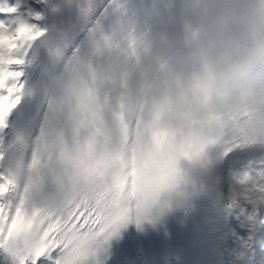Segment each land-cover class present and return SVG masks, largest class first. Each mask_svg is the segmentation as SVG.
<instances>
[{
	"label": "snow or ice",
	"instance_id": "snow-or-ice-1",
	"mask_svg": "<svg viewBox=\"0 0 264 264\" xmlns=\"http://www.w3.org/2000/svg\"><path fill=\"white\" fill-rule=\"evenodd\" d=\"M50 16L57 22L48 24ZM126 16L122 0H0V264H99L121 227L162 214L156 209L163 195L185 182L178 154L149 181L147 162L137 164L134 151L130 159L113 152L139 130L125 69L137 36ZM66 97L81 101L74 127ZM93 101L102 117L88 113ZM183 155L219 165L227 206L249 229L237 237V260L257 264L264 151L241 140L215 159ZM56 192L63 193L60 204L45 207ZM186 199L180 193L176 202Z\"/></svg>",
	"mask_w": 264,
	"mask_h": 264
},
{
	"label": "clouds",
	"instance_id": "clouds-1",
	"mask_svg": "<svg viewBox=\"0 0 264 264\" xmlns=\"http://www.w3.org/2000/svg\"><path fill=\"white\" fill-rule=\"evenodd\" d=\"M125 22L137 36L125 69L135 89L129 104L139 130L128 144L114 147V154L130 159L134 151L137 164L147 162L149 181L165 170L169 155L180 156L185 182L163 195L157 212L176 203L180 193L186 200L196 195L228 202L209 176L219 165L183 154L204 152L215 159L229 142L241 140L264 151V0H177L146 9L142 18L127 10ZM66 102L74 127L81 101ZM85 107L102 117L98 103ZM193 184L202 190L193 193ZM78 187L88 194L86 183ZM62 199L56 192L42 204L56 207ZM239 251L232 250L231 264H239Z\"/></svg>",
	"mask_w": 264,
	"mask_h": 264
},
{
	"label": "bare ground",
	"instance_id": "bare-ground-1",
	"mask_svg": "<svg viewBox=\"0 0 264 264\" xmlns=\"http://www.w3.org/2000/svg\"><path fill=\"white\" fill-rule=\"evenodd\" d=\"M13 2H14V0H13ZM30 2H31V3H35V1H34V0H30Z\"/></svg>",
	"mask_w": 264,
	"mask_h": 264
}]
</instances>
